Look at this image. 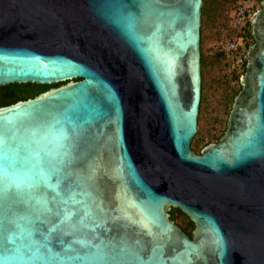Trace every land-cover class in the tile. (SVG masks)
<instances>
[{
	"label": "water",
	"instance_id": "95a60500",
	"mask_svg": "<svg viewBox=\"0 0 264 264\" xmlns=\"http://www.w3.org/2000/svg\"><path fill=\"white\" fill-rule=\"evenodd\" d=\"M202 4L0 0V86L58 84L0 106V264H264V0L197 153Z\"/></svg>",
	"mask_w": 264,
	"mask_h": 264
},
{
	"label": "rangeland",
	"instance_id": "374dc122",
	"mask_svg": "<svg viewBox=\"0 0 264 264\" xmlns=\"http://www.w3.org/2000/svg\"><path fill=\"white\" fill-rule=\"evenodd\" d=\"M220 1L223 2L227 0ZM260 1L261 0H229L225 9L220 11L216 10L210 23L208 22L210 17H208L207 14L205 16V21L201 26L202 33L203 31H208L210 34L208 36L210 44L207 43V45H202L204 43L203 40L206 37L205 34L201 39V47H203L205 55L212 58L217 53L216 49L213 47L216 30L220 21L225 19L231 9L238 5H244L248 8L258 10L260 7ZM202 79L205 99L201 104V112L198 116V130L190 144V147L196 152L206 144L216 142V135L220 133L221 129L225 130L226 122L224 121H226L228 117L232 103L230 102L229 95L233 89L237 88L238 84L223 73L221 60L214 61L212 64L208 65ZM175 222L179 226L184 224L182 217H178Z\"/></svg>",
	"mask_w": 264,
	"mask_h": 264
},
{
	"label": "built area",
	"instance_id": "2783aa9c",
	"mask_svg": "<svg viewBox=\"0 0 264 264\" xmlns=\"http://www.w3.org/2000/svg\"><path fill=\"white\" fill-rule=\"evenodd\" d=\"M257 9L238 5L231 9L216 30L213 47L221 53L222 71L236 83L245 72L246 56L252 44L250 39V18Z\"/></svg>",
	"mask_w": 264,
	"mask_h": 264
},
{
	"label": "trees",
	"instance_id": "16d2710c",
	"mask_svg": "<svg viewBox=\"0 0 264 264\" xmlns=\"http://www.w3.org/2000/svg\"><path fill=\"white\" fill-rule=\"evenodd\" d=\"M229 0L221 2L220 0H203V4L201 7V17L202 24L205 21V16L208 14V22L210 23L212 20V16L216 13V10L220 11L226 8ZM202 33V32H201ZM250 39L253 43V39L249 33ZM202 39V34H201ZM221 60V53H216L214 57L210 58L206 56L203 47H201V72L202 77L205 72V69L208 65L212 64L214 61ZM58 84H36V83H11L7 85L0 86V106L8 105L14 103L18 100H24L28 98L35 97L36 95L44 92L45 90L56 86ZM240 90L239 83L237 84V88L233 89L229 95L230 102L233 101V97ZM205 99V95L203 93V79H202V96H201V104ZM201 110V105H200ZM201 111H199L200 114ZM226 122V121H224ZM224 129L220 131L218 135H216V140L222 135ZM207 142V141H206ZM205 142V144H206ZM200 150H198L199 152ZM197 152V153H198ZM170 217L176 221L178 217H182L184 224H181L180 227L182 230L189 236L192 235V229L194 224L190 219L178 208H171Z\"/></svg>",
	"mask_w": 264,
	"mask_h": 264
},
{
	"label": "crops",
	"instance_id": "0c3cea01",
	"mask_svg": "<svg viewBox=\"0 0 264 264\" xmlns=\"http://www.w3.org/2000/svg\"><path fill=\"white\" fill-rule=\"evenodd\" d=\"M204 34H205L206 37L203 40L204 41V43L202 44L203 46L207 45V43L210 44V41L208 40V36L210 35L209 32L208 31H205V32L203 31L202 36H204ZM205 41H206V43H205Z\"/></svg>",
	"mask_w": 264,
	"mask_h": 264
},
{
	"label": "snow or ice",
	"instance_id": "6c2138e0",
	"mask_svg": "<svg viewBox=\"0 0 264 264\" xmlns=\"http://www.w3.org/2000/svg\"><path fill=\"white\" fill-rule=\"evenodd\" d=\"M11 195V192H0V199L4 198L5 196Z\"/></svg>",
	"mask_w": 264,
	"mask_h": 264
},
{
	"label": "flooded vegetation",
	"instance_id": "af4514ba",
	"mask_svg": "<svg viewBox=\"0 0 264 264\" xmlns=\"http://www.w3.org/2000/svg\"><path fill=\"white\" fill-rule=\"evenodd\" d=\"M175 221V220H174Z\"/></svg>",
	"mask_w": 264,
	"mask_h": 264
}]
</instances>
